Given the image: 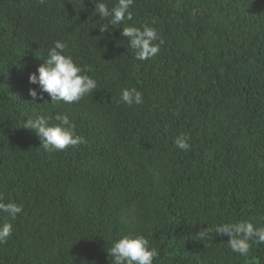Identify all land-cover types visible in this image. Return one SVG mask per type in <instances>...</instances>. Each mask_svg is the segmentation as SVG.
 Masks as SVG:
<instances>
[{
	"label": "trees",
	"instance_id": "16d2710c",
	"mask_svg": "<svg viewBox=\"0 0 264 264\" xmlns=\"http://www.w3.org/2000/svg\"><path fill=\"white\" fill-rule=\"evenodd\" d=\"M129 11L101 33L92 0H0V195L22 205L0 264H111L108 248L130 232L157 249L153 264H264V244L240 256L214 233L264 227V0H134ZM145 23L165 43L140 61L121 32ZM56 40L97 81L78 102L29 95ZM133 87L143 103L128 106L121 91ZM58 113L84 142L46 151L23 127ZM181 135L187 150L174 146Z\"/></svg>",
	"mask_w": 264,
	"mask_h": 264
},
{
	"label": "clouds",
	"instance_id": "9594fccd",
	"mask_svg": "<svg viewBox=\"0 0 264 264\" xmlns=\"http://www.w3.org/2000/svg\"><path fill=\"white\" fill-rule=\"evenodd\" d=\"M95 13L100 19H108V25L100 27L101 33L109 31V26H116L124 21H132L133 14L129 9L134 0H118L113 7H109L105 0H92ZM156 18L151 19V25L156 24ZM145 23L140 27L128 25L123 27L122 37H126L129 46L135 50V59L144 61L155 57L165 43L159 37L154 26ZM36 70L29 75V83L38 85L29 89V95L35 100L38 95L47 93L52 103L63 101L73 103L80 101L87 94L97 88V81L86 74L89 69L79 66L69 53L67 43L56 40L48 49V57L43 59ZM121 101L128 106L143 103V94L135 87L124 88L121 91ZM56 123L50 124L49 118L39 115L34 119H27L24 127L36 133L42 141L46 151H62L69 147L83 143V138L76 132L74 122L67 114H56ZM189 137L181 135L174 140V146L180 150H187ZM22 212V205L15 202H3L0 195V213L7 214V219L0 223V244L6 243L13 232V224L18 214ZM213 233L210 227L202 228L197 236L199 240H207ZM215 234L227 236L228 245L233 253L247 256L253 245L264 244V227H258L249 220L225 222L215 227ZM111 264H153L159 256L156 248L140 233L130 232L115 240L108 248Z\"/></svg>",
	"mask_w": 264,
	"mask_h": 264
}]
</instances>
